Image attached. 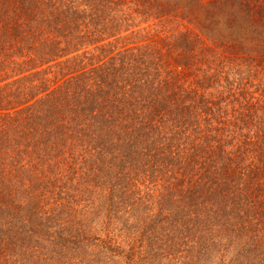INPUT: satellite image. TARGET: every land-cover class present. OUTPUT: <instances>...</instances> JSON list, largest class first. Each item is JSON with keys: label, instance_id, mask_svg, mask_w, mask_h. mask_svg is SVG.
<instances>
[{"label": "trees", "instance_id": "obj_1", "mask_svg": "<svg viewBox=\"0 0 264 264\" xmlns=\"http://www.w3.org/2000/svg\"><path fill=\"white\" fill-rule=\"evenodd\" d=\"M0 264H264V0H0Z\"/></svg>", "mask_w": 264, "mask_h": 264}]
</instances>
